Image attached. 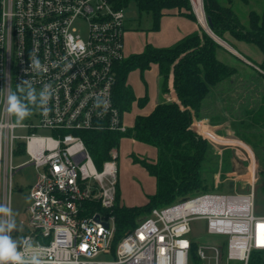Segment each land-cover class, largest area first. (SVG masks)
Returning a JSON list of instances; mask_svg holds the SVG:
<instances>
[{"label": "built area", "instance_id": "1", "mask_svg": "<svg viewBox=\"0 0 264 264\" xmlns=\"http://www.w3.org/2000/svg\"><path fill=\"white\" fill-rule=\"evenodd\" d=\"M119 2L0 0V206L11 209L12 177L31 165L36 181L28 189L20 240L27 238L32 247L25 254L44 264H191L192 244L201 262L248 264L252 252H264V215L254 214L253 182L248 193L202 192L152 209L113 245L117 153L112 150L98 168L81 133L129 128L114 100L116 67L127 58ZM33 57L46 71L30 67ZM67 64L72 67L65 70ZM24 81L37 90L50 84L53 96L47 115L35 107L18 125L6 94ZM18 129L29 133L17 136ZM203 131L196 132L203 137ZM17 154L28 158L19 167L13 163ZM90 203L97 208L90 210ZM195 221L224 240L197 245L190 237ZM205 249L213 255L206 257Z\"/></svg>", "mask_w": 264, "mask_h": 264}, {"label": "trees", "instance_id": "2", "mask_svg": "<svg viewBox=\"0 0 264 264\" xmlns=\"http://www.w3.org/2000/svg\"><path fill=\"white\" fill-rule=\"evenodd\" d=\"M127 2L120 0L119 7L124 8ZM135 2L140 11L151 16L153 31L159 29L161 18L169 10H176L181 16L196 22L189 0ZM231 4L232 0H228V6H223L219 0H203L205 19L211 23V32L225 42L224 35L228 33L236 40L257 46L264 53V12H250L249 29H245L237 21ZM219 48V44L199 27V32L186 36L170 47L157 48L147 44L141 53L132 54L117 65L114 100L121 112L129 111L134 102L140 109L147 105L148 96L137 99L127 78L131 71L143 72L152 65L158 70L161 95L170 92L172 77L177 102L161 100L149 114L136 116L133 126L125 133L108 130L81 133L98 168L110 158L112 150L118 149L124 137L156 149V160L152 163L134 158V162H138L155 180V193L148 196L145 206H120L117 186L112 212L116 228L114 246L128 229L134 228L152 209L164 208L206 191L208 179L204 173L214 174L217 170L214 153L210 142L192 128V122L194 118H213V90L219 89L220 94L225 96L227 112L235 119L242 122L244 116L249 117L251 123L264 129V73L241 82L237 79L235 68L217 59L216 51ZM258 67L264 71V63ZM233 76L237 77L234 79ZM88 208L94 210L97 205L90 203ZM190 261L191 264L200 263L196 256V244L191 246ZM248 264H264V252H252Z\"/></svg>", "mask_w": 264, "mask_h": 264}, {"label": "rangeland", "instance_id": "3", "mask_svg": "<svg viewBox=\"0 0 264 264\" xmlns=\"http://www.w3.org/2000/svg\"><path fill=\"white\" fill-rule=\"evenodd\" d=\"M189 2L197 25L202 28L193 10L191 0ZM219 2L223 6H228V0H219ZM231 8L233 13L236 14L239 24L243 28L249 29V13L255 12L261 14L264 12V0H232ZM173 11L175 10L166 12L171 13ZM124 16L127 31L124 35L123 44L124 53L127 57L132 54L141 53L147 44L155 47L174 45L183 36L191 33L190 30L196 26L195 22L185 17L164 16L160 20L159 29L153 31L151 16L140 11L135 0H128L124 7ZM204 28L202 29L204 30ZM216 40L220 42L221 39L215 37L214 41ZM221 41L220 43L217 42L219 46H225V41ZM250 47L254 53H260L256 46L250 45ZM248 58L254 60L253 56L248 55ZM258 66L255 65L254 70L259 71V73H264ZM237 74V79L242 82L241 74L238 72ZM233 77L235 79L237 76ZM127 80L137 99L145 95L149 98L148 104L143 109H140L135 102L129 111L125 112L124 123L128 127H132L135 117L150 112L158 99L157 86L159 79L157 67L152 65L149 70L143 72L133 70L129 73ZM248 118L244 116L242 122L235 119L236 122L238 121L232 128L235 135L226 133V136L222 138L225 143L210 142L214 153V164L217 170L214 174L204 173V176L208 179L205 192L222 194L234 192L248 193L250 188L249 183L253 182L254 214L264 215V129L259 127L258 124L251 123ZM14 120L17 123L16 118ZM198 126H195V131L203 129ZM208 131L215 135L214 130L211 128ZM28 133L29 131L26 129H18L15 131V135L17 136H26ZM38 133L41 135L50 134L49 131L44 130ZM233 136L245 140L247 143L234 144L232 143L234 140ZM219 145L223 149H219ZM246 147L251 155L248 154L245 149ZM115 151L117 153L116 164L118 171L119 205L125 207L145 206L148 202V196L155 193V181L138 162H134V158L152 163L151 160L156 157V149L152 146L136 142L131 138L124 137L120 140L119 147ZM27 160L28 158L25 155L17 154L13 159V163L19 167L25 164ZM35 181L36 171L31 165H25L18 169L12 177L11 210L17 225V230L11 233L13 239L20 240L24 234L23 222L25 219V208L30 203L28 189ZM192 229L190 237L195 240L197 245H216L224 240L221 236L207 234L204 221L193 222ZM204 253L206 257L213 255V252L208 249H205ZM105 259L111 260L110 257ZM199 264H208V262L207 260L204 262L200 261Z\"/></svg>", "mask_w": 264, "mask_h": 264}, {"label": "crops", "instance_id": "4", "mask_svg": "<svg viewBox=\"0 0 264 264\" xmlns=\"http://www.w3.org/2000/svg\"><path fill=\"white\" fill-rule=\"evenodd\" d=\"M164 16L184 17V16H181L176 10L171 12V13L166 12V14ZM195 23H196V26L194 29L190 30L191 33L183 36L181 39L185 38L186 36H188L192 33L199 32V26L197 25V22H195ZM224 36H225V40H226V42H225L226 45L220 46V48L217 49V51H216L217 59L220 62H222L223 64H225L229 67L235 68L236 71L239 74H241V77H242L241 80H243V81L248 80L249 78H251L257 74H261V73H259V71L257 72V70L256 71L254 70L255 69L254 66L264 63V53H262L257 46L256 47L258 48L260 53H256V52L254 53V51L250 47V45H253V44H249V43H246L243 41L236 40L232 36H230L228 33H226ZM181 39H179L178 41H180ZM171 46H173V44ZM168 47H170V46H168ZM157 48H164V47H157ZM248 55L253 56L254 60L248 58ZM158 79H159V77H158ZM127 83H128V80H127ZM157 87H158V94L159 95H158V99L156 100L151 111L156 106V104L158 102H160L161 100H165L168 102H172V101L177 102L176 95L174 93V90L172 89V77L170 79V92L168 94H165V95L160 94V92H159V81H158ZM212 93H213L212 109H213L214 118H204L202 120H198L197 118H194L193 122H192V128L195 129V126H198L199 124H201L198 127L203 128L204 131H203L202 135L206 140H209V142H214V143H225L222 140V138L226 136V133H230L232 135H235L232 128L234 125H236L238 123V121L236 122L235 118L227 112V109H226V107L228 105L227 99L225 98V96L223 94H220V90L219 89H218V91L213 90ZM150 112H148L144 115H147ZM207 122H208V124H207ZM209 128L214 130L215 135L211 134L208 131ZM238 141H240V142H238ZM232 143L239 145L238 143L243 144L245 142L243 140H241L240 138L234 137V140ZM218 147H219V149L222 148V146H220V145ZM245 149H247V147ZM156 155H157V153H156ZM155 160H156V157L154 159H152L151 161L154 162Z\"/></svg>", "mask_w": 264, "mask_h": 264}, {"label": "clouds", "instance_id": "5", "mask_svg": "<svg viewBox=\"0 0 264 264\" xmlns=\"http://www.w3.org/2000/svg\"><path fill=\"white\" fill-rule=\"evenodd\" d=\"M80 51H84V45L81 44ZM75 45L73 51H75ZM30 67L36 72L46 71V66L42 65L38 58L33 57ZM67 64L65 70L71 68ZM53 96L52 86L46 84L40 90H37L29 81H24L17 85L16 91L10 89L6 94V103L8 111L15 115L18 125L32 115L35 107L43 109V114L47 115L49 109L47 105ZM107 103L105 102V108ZM17 230L16 222L13 218V212L8 207L0 206V264H44L41 258L35 254L26 255L25 253L32 247L31 243L24 238L16 240L12 238L11 233ZM23 249V251L21 250Z\"/></svg>", "mask_w": 264, "mask_h": 264}, {"label": "bare ground", "instance_id": "6", "mask_svg": "<svg viewBox=\"0 0 264 264\" xmlns=\"http://www.w3.org/2000/svg\"><path fill=\"white\" fill-rule=\"evenodd\" d=\"M191 4L201 26H204L206 28L202 0H191Z\"/></svg>", "mask_w": 264, "mask_h": 264}, {"label": "water", "instance_id": "7", "mask_svg": "<svg viewBox=\"0 0 264 264\" xmlns=\"http://www.w3.org/2000/svg\"><path fill=\"white\" fill-rule=\"evenodd\" d=\"M205 25H206V28H204V26H202V28H204V31L210 36V37H212L214 40H215V35L211 32V23H210V21L208 20V22L206 21V19H205ZM217 38V37H216ZM216 42H218V43H220V42H222L221 40H220V42L218 41V40H216ZM224 43V42H223Z\"/></svg>", "mask_w": 264, "mask_h": 264}, {"label": "snow or ice", "instance_id": "8", "mask_svg": "<svg viewBox=\"0 0 264 264\" xmlns=\"http://www.w3.org/2000/svg\"><path fill=\"white\" fill-rule=\"evenodd\" d=\"M260 243H261V245H264V240H261Z\"/></svg>", "mask_w": 264, "mask_h": 264}]
</instances>
